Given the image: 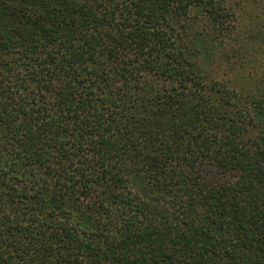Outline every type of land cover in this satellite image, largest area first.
Instances as JSON below:
<instances>
[{
	"label": "trees",
	"instance_id": "obj_1",
	"mask_svg": "<svg viewBox=\"0 0 264 264\" xmlns=\"http://www.w3.org/2000/svg\"><path fill=\"white\" fill-rule=\"evenodd\" d=\"M228 0H0V264H264V71L215 67Z\"/></svg>",
	"mask_w": 264,
	"mask_h": 264
},
{
	"label": "rangeland",
	"instance_id": "obj_2",
	"mask_svg": "<svg viewBox=\"0 0 264 264\" xmlns=\"http://www.w3.org/2000/svg\"><path fill=\"white\" fill-rule=\"evenodd\" d=\"M240 21L215 64L225 76L251 80L264 71V0H228Z\"/></svg>",
	"mask_w": 264,
	"mask_h": 264
}]
</instances>
